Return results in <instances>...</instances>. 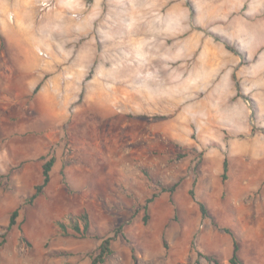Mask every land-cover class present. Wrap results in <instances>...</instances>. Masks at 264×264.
<instances>
[{
    "label": "rangeland",
    "instance_id": "1",
    "mask_svg": "<svg viewBox=\"0 0 264 264\" xmlns=\"http://www.w3.org/2000/svg\"><path fill=\"white\" fill-rule=\"evenodd\" d=\"M41 1L0 0V264H264V0Z\"/></svg>",
    "mask_w": 264,
    "mask_h": 264
},
{
    "label": "trees",
    "instance_id": "2",
    "mask_svg": "<svg viewBox=\"0 0 264 264\" xmlns=\"http://www.w3.org/2000/svg\"><path fill=\"white\" fill-rule=\"evenodd\" d=\"M227 48L233 52H236L232 47H230L229 43H227ZM41 86H42V82H40L36 86V88L34 90V94L37 93L41 89ZM55 162H56V157L52 156L49 160H47L43 164V166H42V182L35 186L33 194L28 199L29 204H33L41 195H43L45 189L51 183V172H52V169H53ZM228 168H229L228 160H227V158H225L224 162H223V173L221 176L223 181H226L228 179V176H227ZM177 186L178 185L176 184L169 189L163 190V192H169L171 194L170 195V201L174 206H175V201L172 197V193L174 192V190ZM191 194L193 195L192 192H191ZM156 198H158V193H154L150 198H148L145 201V205L143 206V210H144L143 221L145 223H148V221H149V212H148L149 211V204L153 203ZM199 206H200V210H201L202 215L204 217L208 216V211H207L205 204L200 203ZM18 214H19L18 210H15L12 213V215L10 217L8 229H11L15 226L16 218L18 217ZM57 225H58V228H59V230L63 236H73V237H79V238H90V237H92L90 217H89L88 213H86V212L82 213L77 218L72 219L69 226H67L63 222H58ZM122 229H123V226L121 225L119 228L116 229L115 234L116 235L122 234ZM222 230L224 232H226L227 234H229L233 240V254H232V257L229 259V263L230 264H243V262L239 258L240 245H239L238 237L236 236V234L234 232H232L228 228H222ZM113 240H114V237H108V238H105L102 240V242L99 246V249H98V253L96 256H94L92 258L90 264H102V263H104L106 257H108L112 254L111 244H112ZM205 258L213 261L214 264H219V262L217 260L213 259L212 257L205 256ZM133 262H134V264H138V261H137V258L135 257V255L133 256Z\"/></svg>",
    "mask_w": 264,
    "mask_h": 264
},
{
    "label": "built area",
    "instance_id": "3",
    "mask_svg": "<svg viewBox=\"0 0 264 264\" xmlns=\"http://www.w3.org/2000/svg\"><path fill=\"white\" fill-rule=\"evenodd\" d=\"M41 5L44 9H51L55 5V0H42ZM39 55L43 57H47V54L43 51H39Z\"/></svg>",
    "mask_w": 264,
    "mask_h": 264
},
{
    "label": "bare ground",
    "instance_id": "4",
    "mask_svg": "<svg viewBox=\"0 0 264 264\" xmlns=\"http://www.w3.org/2000/svg\"><path fill=\"white\" fill-rule=\"evenodd\" d=\"M225 11H226V10H224V12H225ZM223 14H224V13H223ZM228 14H229V11H228ZM228 14H227V15H228ZM230 14H231V13H230ZM230 14H229V16H230ZM227 15H226V16H227ZM208 21H209V20H208ZM216 21H220V20H216ZM216 21H214V22H216ZM220 23H221V21H220ZM226 23H227V22H226ZM226 23H225V24H226ZM209 24H210V23H209ZM215 24H216V23H215ZM210 25H211V24H210ZM133 41H134V40H133ZM133 41H131L130 43L132 44ZM207 48H208V47H207ZM209 50H210V49H209ZM210 51H211V53H212L210 59H212V61H214V60H215V57H216L218 54H216L217 52L215 53V52L213 51V49H211ZM217 58H219V56L216 57V59H217ZM217 61H220V60H217ZM214 62H216V61H214ZM252 152H254L255 154H257L258 152H260V150L258 149V147H255V146H254V147L252 148Z\"/></svg>",
    "mask_w": 264,
    "mask_h": 264
},
{
    "label": "water",
    "instance_id": "5",
    "mask_svg": "<svg viewBox=\"0 0 264 264\" xmlns=\"http://www.w3.org/2000/svg\"><path fill=\"white\" fill-rule=\"evenodd\" d=\"M251 120H250V123L253 125V127L255 128V126H254V124H253V121H252V119H253V115H251V118H250Z\"/></svg>",
    "mask_w": 264,
    "mask_h": 264
},
{
    "label": "crops",
    "instance_id": "6",
    "mask_svg": "<svg viewBox=\"0 0 264 264\" xmlns=\"http://www.w3.org/2000/svg\"><path fill=\"white\" fill-rule=\"evenodd\" d=\"M30 69V68H29ZM27 72V71H26Z\"/></svg>",
    "mask_w": 264,
    "mask_h": 264
}]
</instances>
